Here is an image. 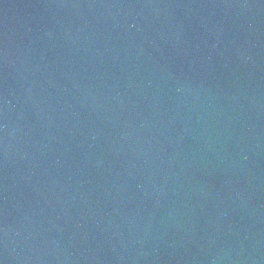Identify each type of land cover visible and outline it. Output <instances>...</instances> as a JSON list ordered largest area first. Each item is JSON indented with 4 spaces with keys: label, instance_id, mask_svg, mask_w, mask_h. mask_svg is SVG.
Returning a JSON list of instances; mask_svg holds the SVG:
<instances>
[{
    "label": "water",
    "instance_id": "95a60500",
    "mask_svg": "<svg viewBox=\"0 0 264 264\" xmlns=\"http://www.w3.org/2000/svg\"><path fill=\"white\" fill-rule=\"evenodd\" d=\"M0 264H264V0H0Z\"/></svg>",
    "mask_w": 264,
    "mask_h": 264
}]
</instances>
